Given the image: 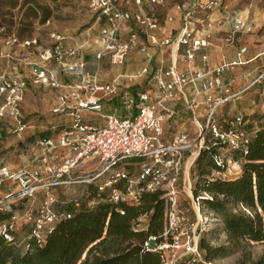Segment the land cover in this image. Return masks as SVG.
<instances>
[{
  "label": "built area",
  "instance_id": "2783aa9c",
  "mask_svg": "<svg viewBox=\"0 0 264 264\" xmlns=\"http://www.w3.org/2000/svg\"><path fill=\"white\" fill-rule=\"evenodd\" d=\"M86 1L96 27L93 33H87L85 42L67 46V38L60 34H53L46 46H36L35 40H8L22 48L35 49L37 54L22 58L29 68L28 79L19 72L0 73V115L5 113L14 120L17 134L25 131L20 103L30 82L54 90L56 99L50 111L63 117L65 123L59 132L36 139L40 169L22 168L13 173L1 167L0 175L16 180L22 196H32L44 186L42 173L57 177L66 174L71 181L70 168L92 160L95 168L84 181L106 192L113 203L137 204L141 193L162 191V235H168L173 245L178 228L188 224V208L180 200L181 182L191 193L190 179L188 184L185 180L184 158L189 162L188 175L200 151L212 141H221L230 151L245 149L249 133L242 127L244 114H220L219 108L254 86L264 103V69L238 92H232L230 82L223 78L227 69L243 63L245 45H239L234 60L223 59L214 67L208 66V55L200 51L212 45L223 47L240 42L243 34L251 32L252 23L248 14L235 16L224 35L214 36L210 15L222 5L221 0H173L180 25L174 32H166L159 16L147 8V4L163 5L165 0ZM161 47H169V64L154 67L151 61ZM88 50L93 55L91 63L85 58ZM135 52H141L145 62L138 72L127 77L143 78L147 88L99 79L101 60L121 65ZM198 53L201 67L192 64ZM181 63L184 65L179 68ZM59 72L69 80L61 79ZM112 100L117 105L109 107ZM86 114L98 116L99 121L92 122ZM183 115L189 117L193 127L184 126L183 121L172 132L171 123ZM214 160L222 168L230 161L221 154H215ZM131 168L137 171L133 173ZM95 179L99 181L92 182ZM69 216L45 206L34 220L32 232L41 238L43 230L50 229L56 219ZM12 229L11 221L0 224V234L7 241L13 238ZM144 246L162 249L153 236ZM184 248L185 264H212L202 256L194 236H187Z\"/></svg>",
  "mask_w": 264,
  "mask_h": 264
},
{
  "label": "rangeland",
  "instance_id": "374dc122",
  "mask_svg": "<svg viewBox=\"0 0 264 264\" xmlns=\"http://www.w3.org/2000/svg\"><path fill=\"white\" fill-rule=\"evenodd\" d=\"M230 6H234L237 12L242 10L249 14L257 10L264 12V0H223V9L226 10ZM94 27H96L94 26V15L86 0H0V73L5 75L12 72L21 73L19 63H23L22 58L25 56L34 57L37 54L35 49L22 48L19 43L8 42L12 38H16L19 42L35 40L36 46H46L50 44L53 34L63 35L67 41L76 38L82 41L86 32H94ZM6 54H9L10 57H7ZM223 59L227 60L225 52H221L219 55V60ZM101 61L100 66L107 65L101 64ZM142 63L143 60L138 63L124 62V65L121 64L122 66L118 67V70L132 73L137 68L139 69ZM245 93L240 94L239 99L233 98L228 103L221 105L220 114L229 111V109L236 113L239 111L248 112L251 105L249 103L240 105L238 101H241L243 97L249 98L250 96L251 98L254 89ZM54 99L55 92L51 88L31 83L27 85L20 103V113L26 123V129L20 134L15 131V122L10 116L5 113L0 115V168L6 167L13 173L22 168L40 169V163L37 160L38 148L32 139V134H38L41 130H46L50 124L59 122L58 116L52 115L50 111ZM255 99L257 104L259 98ZM2 103L3 100L0 98V105ZM229 103H232L231 107L228 106ZM254 109V115L249 116V129L251 130L258 128L262 122L259 115L264 113V109L260 105L254 106ZM86 118L92 122L99 121L98 116L94 114H86ZM183 121L185 122L184 126L193 127L189 117L183 115L171 123L170 130L175 132ZM220 152L224 158H229L230 161H227L223 171L212 170L210 176L222 179L237 177L241 173V159L234 158L232 152L226 148L221 149ZM188 164L185 157L183 162L185 180L187 182L189 178L192 186L194 182L190 174L192 166L187 175ZM94 166L92 160L88 159L71 167L70 176L73 179L71 181L66 174L57 177L42 173L44 186L39 187L32 196H22L16 180L0 175V207L4 208L0 209V212L11 214L8 219L0 221V224L7 221L13 222L11 231L13 238L10 242L24 251L28 246L26 242L29 236L33 234L34 220L39 216L41 208L49 206L53 212L60 213L66 202L86 199L88 196L87 186L90 183L84 180L88 179L85 176L90 174L95 168ZM131 171L135 173L137 170L131 168ZM98 181L99 179H95L92 182ZM181 191V203L188 208V224L178 228L177 242L173 245L170 243L168 235L163 236V241L157 244L162 246L160 251L164 259L163 264H185L187 255L184 246L188 235L198 239V247L201 239L206 240L213 247H226L222 254L210 260L212 264H253L259 260L264 261V241L242 240L239 244L232 245L227 240L218 216L205 209L200 200L198 202L193 197L194 201H192V192L188 191L187 185L183 187L182 182ZM93 202L94 199L89 201V204H93ZM145 219L143 217L142 222H145ZM199 249L202 256L205 257V251Z\"/></svg>",
  "mask_w": 264,
  "mask_h": 264
},
{
  "label": "trees",
  "instance_id": "16d2710c",
  "mask_svg": "<svg viewBox=\"0 0 264 264\" xmlns=\"http://www.w3.org/2000/svg\"><path fill=\"white\" fill-rule=\"evenodd\" d=\"M115 105L116 100L109 103V107ZM250 115L254 113L244 114L242 126L249 133L245 149L229 150L234 158L242 161L237 177L210 176L212 170H224L214 160V155L221 154L220 150L225 148L219 140L203 148L190 169L194 179L193 197L218 216L232 245L242 240L264 241V113L259 115L262 122L255 130L249 129ZM58 118L59 122L32 134L33 141L59 132L65 120ZM87 188L86 199L72 200L62 206L61 212L70 216L56 219L41 238L30 235L24 251L0 234V264H163L160 250L144 246L151 236L155 237L156 244L163 241L162 191L143 192L137 204H126L109 201L106 192L97 191L93 183ZM92 199L93 204H89ZM10 215L0 212V221ZM199 248L205 251L207 261L226 250L225 246L213 247L204 239L199 240ZM253 264H264V261Z\"/></svg>",
  "mask_w": 264,
  "mask_h": 264
},
{
  "label": "crops",
  "instance_id": "0c3cea01",
  "mask_svg": "<svg viewBox=\"0 0 264 264\" xmlns=\"http://www.w3.org/2000/svg\"><path fill=\"white\" fill-rule=\"evenodd\" d=\"M221 6L213 9L211 15H210V22H211V30L214 36H222L224 35L231 27L232 19L235 16H243L245 14H248L250 22L252 23V30L249 33L243 34L241 41L219 47L217 45H212L207 48H204L200 51V53H206L208 55V66L214 67L222 63L223 60H219V55L221 52L226 53V58L228 61H232L236 58V51L239 47V45H245L246 46V52L242 56L243 63L236 65L233 69L225 71L223 78L230 82V90L232 92H238L248 86L252 78L262 69H264V12L261 11H255L253 13H248L245 10L242 11H236L234 9V6H230L228 9H223V0H221ZM234 5V4H233ZM147 8L152 9L162 20L161 24L162 27L166 30V32L175 31L179 25L180 21L178 18L177 11L173 7V0H165V3L163 5L158 4H147ZM168 17H171V19H167ZM95 28V27H94ZM87 33L86 32L83 36L84 38L82 41L76 39H72V41L65 40L64 44L67 46H71L74 44L85 42L87 39ZM159 35H161L160 32H158ZM28 49V48H26ZM174 52H172L173 54ZM200 53L197 54L195 59L192 61V64L195 67H201V60H200ZM170 50L169 47H161L160 49L155 51L154 57L151 61L152 66H163L166 67L169 64L170 61ZM35 57V56H34ZM29 57V58H34ZM85 58L89 61V63L93 62V55L88 50L86 51ZM140 60H143L142 65L145 62L144 56L141 52H135L132 53L129 58L126 59L127 62H139ZM226 60V59H225ZM107 64L106 66H100L99 70V79L101 81H111L116 80V82L120 86H132V87H141V88H147L146 82L143 81V78H129L127 77L131 73H125L118 70V67L122 65H112L110 64L106 59H103L101 61V64ZM124 65V64H123ZM141 65V66H142ZM183 63L179 64V68L183 67ZM20 70L22 71V75L25 76L27 79L29 78V68L26 64L20 62L19 63ZM55 69L58 71V67L54 66ZM140 69V68H139ZM138 68L132 72L136 73L139 70ZM106 72V73H104ZM230 75H229V73ZM59 77L61 79H68L69 78L59 72ZM142 83V84H141ZM27 85H30V82L27 83ZM27 88V87H26ZM254 89V94L250 98L243 97L241 101H238V103L241 105L248 104L251 105V108L248 112H243V114H251L255 112L254 106L260 105L262 109H264V103H262L259 99V102L256 104L255 101L258 97L257 90L258 87L254 86L246 91L242 92L247 94L249 90ZM241 93V95H242ZM250 94V93H249ZM251 95V94H250ZM245 96V95H244ZM240 94L235 97V99H239ZM259 98V97H258ZM56 99V95H55ZM55 99L53 101V105L55 103ZM52 105V106H53ZM232 103H229V107H231ZM234 105V104H233ZM51 109V108H50ZM230 115L242 113L239 112H233L229 109L227 111Z\"/></svg>",
  "mask_w": 264,
  "mask_h": 264
}]
</instances>
